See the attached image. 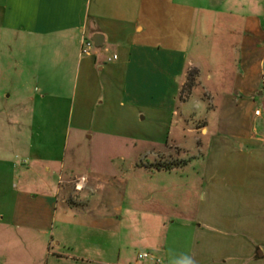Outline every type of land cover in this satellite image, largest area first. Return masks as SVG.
Segmentation results:
<instances>
[{
	"label": "crops",
	"instance_id": "crops-1",
	"mask_svg": "<svg viewBox=\"0 0 264 264\" xmlns=\"http://www.w3.org/2000/svg\"><path fill=\"white\" fill-rule=\"evenodd\" d=\"M229 1L0 0V241L21 253L17 264H181L185 256L196 264H264V191L252 210L238 211L246 180L208 179L201 202L212 206L200 214L191 241L175 231L168 243L164 217L125 204L127 181L118 177V164H110L111 173H78L66 161L73 131L77 144L96 137L161 140L145 120L170 113L172 125L187 71L199 67L194 37L210 38V13ZM246 19L235 64L226 71L231 81L222 88V115L235 109L242 120L254 115L264 123V108L256 115L259 107L243 105L264 99V22ZM96 33L103 44L82 54L83 40ZM28 86L34 93L11 102L5 96ZM242 91L248 94L240 105L235 97ZM220 132L219 146L230 157L264 146V127ZM71 173L85 179L79 204L66 200L60 184ZM220 182L234 183L238 194L221 195ZM188 205L178 208L182 217ZM146 251L160 261L140 258Z\"/></svg>",
	"mask_w": 264,
	"mask_h": 264
},
{
	"label": "rangeland",
	"instance_id": "rangeland-1",
	"mask_svg": "<svg viewBox=\"0 0 264 264\" xmlns=\"http://www.w3.org/2000/svg\"><path fill=\"white\" fill-rule=\"evenodd\" d=\"M196 2L207 4L206 0ZM254 5L255 10L252 8ZM210 14L215 20L214 26L210 27V38H205L202 32L194 37L192 58L199 56V67L194 68V75L190 74L193 68L187 71L186 82L176 99L178 116L172 119V125L169 123L170 113H162L158 121L145 120V128L150 127V134L161 140L134 142L124 137H96L92 141L84 140L77 144L78 135L73 131L68 144L67 165L75 166L78 173L91 169L111 173L113 167H110V164H118V177L127 181L125 204L129 203L131 209L134 207V211L140 214L146 211L156 212L164 217L168 243L175 231H181L186 242L191 241L192 230L201 223L200 214L212 206L201 202V197L206 194L208 179L215 177L231 181L246 180V189H241L240 194V198L244 199L238 210L240 212L252 210L258 205L254 197L264 191V146L251 151L247 149L243 155L237 153L230 157L225 153L227 151L224 147L219 146L223 139L216 138L220 131H236L240 129V125L245 128L248 123L254 129L264 127L262 118L250 115L247 117L250 122L247 118L242 120L244 114L235 109H228L224 116L222 115V96L225 92L222 88L227 87L231 81L226 71L235 64L237 58L234 53L237 49L235 43H239L243 38L246 18L252 19L256 16L258 21L261 19L264 22V0H241L240 4L239 0H230L227 7L216 8L215 12ZM189 82L192 84H187ZM32 93L34 90L28 86L23 91L9 89L5 96L9 95L8 101L11 102L15 98L21 99V96ZM246 94L247 91H242L235 97L240 101V105L244 100L246 103ZM251 101H247L249 105L243 104L246 110L250 107H259L261 110L264 108V99L261 96L257 95ZM259 108L253 109L254 113ZM4 124L0 122L1 126ZM169 128L171 131L167 133ZM68 169L66 168V172ZM71 174L69 182L60 184L66 200L79 204V201H76L77 188L82 187L81 183L85 179ZM216 191L221 195L225 194L226 198L238 194L234 183L227 186L220 182ZM149 196L150 199H147ZM189 196H192V202L187 200ZM236 201L239 202L237 198ZM186 202H189L185 211L188 214L187 217H182L178 208L184 207ZM175 203L178 205L177 209ZM126 217L127 214L122 217L124 224ZM60 225L62 224L57 221L54 233H58ZM180 237L182 239L181 234ZM25 252L28 250L23 252L27 257ZM19 259H22L20 252L15 251L9 242L0 241V264H17Z\"/></svg>",
	"mask_w": 264,
	"mask_h": 264
},
{
	"label": "built area",
	"instance_id": "built-area-1",
	"mask_svg": "<svg viewBox=\"0 0 264 264\" xmlns=\"http://www.w3.org/2000/svg\"><path fill=\"white\" fill-rule=\"evenodd\" d=\"M95 47L94 41L92 39H84L82 43V54H90L92 52V49ZM117 55H114L112 58H108V60L116 59ZM256 115L261 114V109H257L255 111ZM142 259H156L157 261H160L159 258H157L153 253L146 251L142 252L139 255Z\"/></svg>",
	"mask_w": 264,
	"mask_h": 264
},
{
	"label": "water",
	"instance_id": "water-1",
	"mask_svg": "<svg viewBox=\"0 0 264 264\" xmlns=\"http://www.w3.org/2000/svg\"><path fill=\"white\" fill-rule=\"evenodd\" d=\"M92 40L94 41L95 46H101L104 42V35L96 33L93 35Z\"/></svg>",
	"mask_w": 264,
	"mask_h": 264
},
{
	"label": "clouds",
	"instance_id": "clouds-1",
	"mask_svg": "<svg viewBox=\"0 0 264 264\" xmlns=\"http://www.w3.org/2000/svg\"><path fill=\"white\" fill-rule=\"evenodd\" d=\"M181 264H196V261L190 256H185L182 259Z\"/></svg>",
	"mask_w": 264,
	"mask_h": 264
},
{
	"label": "trees",
	"instance_id": "trees-1",
	"mask_svg": "<svg viewBox=\"0 0 264 264\" xmlns=\"http://www.w3.org/2000/svg\"><path fill=\"white\" fill-rule=\"evenodd\" d=\"M193 69H194V68H193ZM193 69H192L191 72H190L191 75H194V73H195V69H194V70H193ZM192 71H193V72H192ZM187 84L191 85L192 83L189 82V83H187ZM166 168H168V167H166ZM157 169H158V168H157ZM168 169H170V168H168Z\"/></svg>",
	"mask_w": 264,
	"mask_h": 264
}]
</instances>
